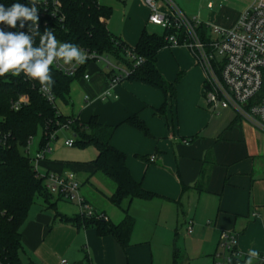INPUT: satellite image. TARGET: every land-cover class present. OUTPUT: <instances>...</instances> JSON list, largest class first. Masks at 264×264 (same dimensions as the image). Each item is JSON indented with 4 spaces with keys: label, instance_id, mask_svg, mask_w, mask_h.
I'll list each match as a JSON object with an SVG mask.
<instances>
[{
    "label": "crops",
    "instance_id": "crops-1",
    "mask_svg": "<svg viewBox=\"0 0 264 264\" xmlns=\"http://www.w3.org/2000/svg\"><path fill=\"white\" fill-rule=\"evenodd\" d=\"M120 1L124 6L121 15L116 18L112 13L107 26L121 40L135 46L143 30H149L150 9L144 0ZM238 1L214 0L213 9L208 0L175 2L187 15H199L208 32L213 25L233 27L253 3ZM157 66L169 82L181 77L172 101L161 89L129 79L112 89L118 98L102 99L109 87L108 76L95 67L87 69L90 80L82 76L76 79L81 85L78 92L71 84L70 101L81 109L77 116L87 122L95 114L101 123L117 125L111 144L126 154L134 179L156 194L152 199L127 201L136 219L130 246L122 248L111 235L100 237L93 226L62 220L39 197L22 229V252L26 255L29 251L33 257L22 260L24 264H55L51 255H58L59 250L68 255L69 259H63L69 264H180L175 258L176 247L174 253H158L157 257L156 249H161L156 247L170 248L165 236L177 231L181 221L194 225V232L188 234L193 249L188 255L189 264H215L214 254L224 231L238 236V247L245 257L249 258L250 249L264 257V133L232 109L213 111L208 107L204 95L206 73L187 46L163 48L157 55ZM167 100L164 114L157 112ZM59 110L75 116L68 106ZM132 115L145 121L151 136L124 122ZM96 155L95 149L86 161H52L48 154L43 159L46 173L76 174L83 170L93 175L94 167L88 162ZM152 156L154 161H150ZM205 159L211 163L205 166ZM203 168L206 173L201 177ZM86 177L89 180L90 176ZM52 201L62 215L79 214L78 210L68 215L57 199ZM101 212L112 221L109 212Z\"/></svg>",
    "mask_w": 264,
    "mask_h": 264
},
{
    "label": "trees",
    "instance_id": "trees-1",
    "mask_svg": "<svg viewBox=\"0 0 264 264\" xmlns=\"http://www.w3.org/2000/svg\"><path fill=\"white\" fill-rule=\"evenodd\" d=\"M27 0H0V4L10 6ZM60 15L50 17L46 23L39 25V31L51 30L56 39L63 43L78 45L89 54L96 56L114 55L117 62L130 70L126 79L139 81L161 89L168 95L169 101L176 98L177 81L169 82L157 66V55L160 50L171 46L167 36L176 29H164L162 34L151 32L145 28L135 46H130L113 34L107 26L112 15V7L100 3L99 0H61ZM199 33L205 37L207 27L201 25ZM32 35L31 33L29 34ZM40 37L35 36L33 48L40 45ZM131 52L134 58L128 55ZM143 62L135 65L136 58ZM91 64L87 61L75 76H68L51 66L50 76L55 84L48 86L56 99L70 102L71 84L79 78ZM111 70L107 75L111 74ZM37 80L29 79L22 72L19 76L6 74L0 77V131L6 135L5 145L0 144V264H24L21 259L22 229L28 219L31 206L37 198L42 197L49 208H52L62 220L84 227L93 226L100 237L113 236L126 249L131 244V237L136 219L129 212V206L123 203L135 198L152 199L155 193L144 188L141 182L134 179L126 162V154L111 144V138L117 125L100 122L97 115H92L87 122L78 116H66L60 112L55 103L50 102L41 91ZM28 95L29 101L21 109L14 110L11 101L20 95ZM168 100L157 112L164 114ZM125 123L137 128L146 136H151L149 127L138 115L129 116ZM68 125L73 132L74 146L80 148L94 147L96 157L88 163L94 167V173L100 172L115 183L114 192L109 201L121 208L125 214L119 223L96 217H84L77 214L68 217L59 213L54 196L44 186V178L38 175L34 158L26 153L29 140L38 131H42L41 150L49 142L51 134L62 126ZM59 134L55 135L58 139ZM54 139V140H55ZM211 163L205 159L204 165ZM206 168L202 169L204 177ZM175 252V258H176Z\"/></svg>",
    "mask_w": 264,
    "mask_h": 264
},
{
    "label": "built area",
    "instance_id": "built-area-1",
    "mask_svg": "<svg viewBox=\"0 0 264 264\" xmlns=\"http://www.w3.org/2000/svg\"><path fill=\"white\" fill-rule=\"evenodd\" d=\"M144 1L150 9L148 22L160 25L163 29H176L175 33L167 36L170 44L187 46L195 56L197 63L204 69L206 73L204 95L208 107L213 111L232 109L264 133V0H254L231 28L210 26L215 37L208 34L202 37L199 33V27L203 25L200 16L190 17L174 0H162L165 10H161L157 0ZM208 1L209 8L213 9L214 0ZM24 5L32 6L29 0ZM36 7L39 27L43 22L46 23L48 18L60 15L62 2L61 0H36ZM31 23V21L26 22L23 29L19 28V21L14 29L4 24H0V28L5 33L19 34V31L27 32L28 25ZM81 52L85 56L88 55L86 62L89 60L93 63L103 59L107 68L112 71L107 75L109 87L103 93L102 99L112 96L118 98L117 94L112 93V89L126 80L130 74L129 68L120 62H111L107 56L89 54L82 48ZM128 55L134 58L131 52H128ZM142 62L143 58L137 57L135 65H140ZM72 64L74 66L64 65L62 61H59L53 66L58 71L75 77L84 64L75 65V61ZM86 75L90 76L87 70L81 76L85 78ZM41 91L50 102H56L48 86L41 87ZM28 101V95H20L19 98L11 101V107L19 110ZM63 129L71 130L68 125L62 126L51 134L49 142L33 157L38 175L44 178V186L52 195H56L61 200L75 202L79 208V214L108 221V216L93 207L81 194L80 184L74 172L42 174L38 170L40 160L52 151L51 145L55 135ZM6 141V135L0 131V144L5 145ZM31 141L32 138L29 140V145ZM29 145L26 153H30ZM65 145L73 147L74 137L66 139ZM154 160L155 156H152L150 161ZM187 231L190 235L194 232L192 222H189ZM214 259L215 264H245L248 258L238 247V236L233 232L224 231L221 234ZM60 264H69V261L61 259ZM252 264H264V257L259 256L258 259H252Z\"/></svg>",
    "mask_w": 264,
    "mask_h": 264
},
{
    "label": "rangeland",
    "instance_id": "rangeland-1",
    "mask_svg": "<svg viewBox=\"0 0 264 264\" xmlns=\"http://www.w3.org/2000/svg\"><path fill=\"white\" fill-rule=\"evenodd\" d=\"M99 1L100 3L104 5L112 6V9H113L112 13L113 15L116 14V18L121 15L120 12L123 10L124 6L120 0L119 2L116 0H99ZM127 1H130V0H127ZM174 1H177V3L179 2H183V3L194 2L195 3L196 2V0H174ZM157 2L159 3L160 8L162 6V8L165 9L164 1L157 0ZM118 7H120L121 9H118ZM190 17H192V15H190ZM149 30L151 32L162 34L164 29L160 25L149 24ZM208 35L215 37V34L212 32L211 29L208 31ZM108 59L113 63H117V58L114 55H109ZM94 67L97 68L98 71L101 70L105 74L109 71L103 59L95 62L93 65L90 66L88 70H93ZM199 67H201V65H199ZM179 76H178L177 84L181 78ZM80 87L81 85L79 84V79L72 83V89H74L76 92H78V88ZM61 101H62L61 99H56L55 104L58 107V109L60 108L63 110L65 106H68V110L73 111V113L77 117V114H79L81 110L79 108V104L75 103L73 106L72 102L70 101L68 105L64 106L63 102ZM71 133H73L71 130L63 129L60 131L58 139H55L52 141V145H51L52 151L48 153L52 161H65V160L86 161V160H89L88 159L89 156H91L95 152L94 147L80 148L78 146L70 147V146L65 145V140L66 138L72 136ZM41 138H42V131H38V133L32 138V141L29 145V150H30L29 155L31 157H34L37 150L39 149ZM84 167H86V164L83 163V168ZM38 170L41 173H46L47 169H46L45 159H42L39 162ZM86 174L88 177L90 176L89 180H86L87 179ZM75 175H76V179L78 180L80 184L81 194L85 198H87L89 202H91L93 207L97 208V210L99 211H106L107 213L109 212L111 219L114 223L119 222L117 220L118 218H121V216H123L124 218L125 214L123 210L115 206L114 204H112L108 199V197L115 190V183L110 178L106 177L100 172H97L91 175V173H87L86 171H83V170H79ZM53 196L55 199H57L58 205L59 207H61L63 212H65L68 215H73L75 213H78L79 209L75 202L61 200L56 195H53ZM127 201L128 200H126L123 203V208L128 207L129 203H127ZM129 210H130V207H129ZM188 225H189L188 222L184 223L181 221L179 223V226H178L179 229H177V231L169 232L165 237H166L167 245L170 246V248L166 250L165 248H163L165 246L156 247V248L161 249V250L156 249V257L158 256V253H161V255L164 256L165 252L167 251L172 254V252L174 253V249H175L174 247H176V251L178 254L177 260L180 262V264H183V263L189 264L190 261H188L189 260L188 255L189 254L191 255L193 253L192 252L193 249L191 247V242L188 240V236H189L187 233ZM185 226H186V229H185ZM51 256H52L51 261H54L55 264L56 262H58L57 264H60V261L63 258L69 259V257H67L68 255H66V253H64V251L62 250L58 251V255H56L57 258L56 256H53V255ZM29 257L33 258L32 256H30L29 251H26V255L21 251V259L23 261H28ZM30 264H34V263H30Z\"/></svg>",
    "mask_w": 264,
    "mask_h": 264
},
{
    "label": "clouds",
    "instance_id": "clouds-1",
    "mask_svg": "<svg viewBox=\"0 0 264 264\" xmlns=\"http://www.w3.org/2000/svg\"><path fill=\"white\" fill-rule=\"evenodd\" d=\"M29 2L31 7L19 2L7 7L0 4V24L14 29L19 21V28L23 29L26 22H32L28 25L27 32L19 31V34L5 33L0 28V77L9 73L12 76H19L23 72L29 79L39 81L43 87L45 84H55L50 76L54 63L62 61L64 65L74 66L72 62L75 61V65H82L88 59V55H83L81 48L76 44L59 42L51 30L45 29L41 34L36 0ZM35 36L40 37V46L37 48L32 46ZM85 79L90 80V76L86 75ZM253 257L258 259L259 253L250 249L245 264H252Z\"/></svg>",
    "mask_w": 264,
    "mask_h": 264
}]
</instances>
